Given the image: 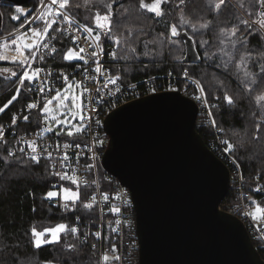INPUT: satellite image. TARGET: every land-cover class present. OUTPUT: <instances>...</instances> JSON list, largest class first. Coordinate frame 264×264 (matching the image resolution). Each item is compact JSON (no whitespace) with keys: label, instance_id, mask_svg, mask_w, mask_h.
I'll use <instances>...</instances> for the list:
<instances>
[{"label":"trees","instance_id":"16d2710c","mask_svg":"<svg viewBox=\"0 0 264 264\" xmlns=\"http://www.w3.org/2000/svg\"><path fill=\"white\" fill-rule=\"evenodd\" d=\"M39 1L30 0L22 6L31 7L33 12ZM145 2L151 3L152 0ZM71 3L73 7L68 9L69 14L89 27H94L93 17L97 11L101 14L106 11L103 3L112 4L113 31L111 37L102 40L103 49L114 48L115 58L113 55L104 57V62L112 73L119 75L123 85L138 83L142 88V81L157 77L163 88L170 84L185 93L183 87L188 76L200 88L203 87L212 122L215 121L214 129L220 131L219 137L224 140L227 149L226 142L233 145L228 150L249 182L245 188L253 193L257 205L264 207V107L256 100L258 95L264 93V73H260L262 61L259 60V53L264 52V32L249 35L241 23L244 19H257L261 7L258 0H226L227 7H222L219 13L209 7L208 0H183V3L181 0H165L162 5L164 15L161 17L140 9V0H103V3L101 0H92L88 7L79 8L74 5H83L84 0H71ZM15 13L14 4L7 0L0 1V35L16 30L24 23L25 16L12 18ZM249 13H252L251 17ZM182 19L190 21L198 29L202 23L210 22V26L193 32L189 24L181 23ZM173 24L178 26L181 34L185 33L191 38L198 55L197 62H183L184 41L181 35L171 37L170 27ZM233 27L241 29L233 39L246 37L248 50L257 59L255 65L249 61L248 68L239 71L236 59L225 67L224 62L228 61V57L224 52H232L234 57H238L246 50L239 44L233 49L227 43H220L224 39L221 30L228 33ZM57 28L53 26V29ZM50 32L56 35L57 51L48 61L55 66L72 68L75 62L63 59L64 53L72 45L61 32ZM117 38L120 40L119 45L114 42ZM4 68L10 71H0V107L16 94V89L20 87L19 77L23 73L21 65L10 60H0V69ZM245 70L254 75L245 79ZM13 71L17 73L16 76L10 74ZM28 89L29 84L25 81L18 98L0 112V126L3 129L12 124L13 115L23 112L26 103L33 98V93ZM225 93L233 98L234 103H227ZM45 127L39 108L28 113L27 121H17L14 125L17 132H32ZM195 129L204 142L213 135L212 126L199 120V115ZM6 134L9 135L8 132ZM53 135L54 132L49 133V136ZM11 150L17 152L9 155ZM18 150L19 146L13 138L0 140V264H99V254L90 246L93 239L83 242L70 231L61 234L59 243L34 247L33 228L43 231L63 223L71 229L76 217L82 220L97 218V211L95 208H84L81 202L75 211L70 212L53 205V200L57 198L47 199L46 193L56 188V179L48 164L42 160L33 162ZM255 180L262 182L261 191L255 190ZM62 186L77 189L80 200L88 193L86 189L69 183H63ZM235 196V192L229 190L223 200L224 205L233 201ZM105 244L108 245L106 240ZM257 251L264 260V251L258 248ZM107 264L114 262L108 261Z\"/></svg>","mask_w":264,"mask_h":264},{"label":"water","instance_id":"95a60500","mask_svg":"<svg viewBox=\"0 0 264 264\" xmlns=\"http://www.w3.org/2000/svg\"><path fill=\"white\" fill-rule=\"evenodd\" d=\"M181 38L183 62H197L191 38ZM197 112L194 100L168 90L102 120L109 138L102 164L130 192L139 264H264L243 223L219 209L229 170L196 131Z\"/></svg>","mask_w":264,"mask_h":264},{"label":"built area","instance_id":"2783aa9c","mask_svg":"<svg viewBox=\"0 0 264 264\" xmlns=\"http://www.w3.org/2000/svg\"><path fill=\"white\" fill-rule=\"evenodd\" d=\"M18 7L24 9L26 13L32 12L31 7L15 6V9ZM41 7V4L38 5L29 20H33L38 15ZM20 17H24V15H20ZM74 20L76 23L71 25V27L63 23L62 19L55 25L62 30L68 29V31L63 32V35L73 47L77 50L78 47H84L86 49L85 55L90 54L93 48L89 47L90 42L84 39L86 34L82 30L79 32L73 30L77 25L84 24L75 18ZM23 25L24 27L20 31L27 34V42L29 43H31V32L29 29L37 27L43 28V23L39 20H35L32 24L25 22ZM53 36L56 39L55 33L49 32V38L44 41L49 43L50 48L52 46L56 48V41L51 39ZM73 36L79 38L77 44H73ZM50 48L44 49L41 47L40 52L44 55V60L41 61L39 59L38 53L36 61L32 64L33 68H40L42 71L40 72L39 80L29 85L33 93V98L26 103L24 111L16 115L17 121L24 120L23 116H28V113L34 110L27 108L28 103L35 102L39 105L38 108L43 107L46 99L51 98L56 89H61L65 86L63 76L67 75L69 82H82L83 86L88 89V92L83 97L85 116V128L83 132L74 136H67L64 133H61L64 134L61 135L55 131H50L49 133L54 132V135L51 137L49 134L44 135L40 129L32 132H17L14 128L15 124L12 123L8 128L3 129V136L0 137V140L4 141L13 138L19 146L18 152L22 153L25 158L31 161H33L30 158L33 153L28 148L27 142L35 140L39 146L36 153L40 157L39 161L42 160L48 164L51 174L56 179L54 183L56 188L61 187L63 183L74 185L71 180L61 179L56 173L67 172L69 176H76L79 179V187L88 191L83 200L79 199L75 204L69 201L67 202V208L64 206L66 202L60 198L53 200L52 204L70 212L75 211L77 204L80 202L83 207L85 203H93L92 208L96 209L97 218L82 220L76 217L72 228L75 227L78 229V232L75 234L83 242H90L89 240L91 238L93 239V242H90V246L92 249L97 250L99 264L105 262L102 259L105 254L110 256V261H113L114 264H139V242L136 235L134 205L130 192L102 164L103 150L107 144V138L103 133L102 120L109 112L121 105L127 104L151 92L162 91L163 85L158 81L157 77H154L142 81V88L139 87L138 83L123 85L120 80L117 81L116 85L109 84L105 87L106 76L119 77L117 73H112L104 62V57L112 56L114 51L112 47L104 48L99 57L101 66L104 69V73L100 75L93 71L96 65L91 58H89V63L86 65L83 61H71L75 62V64L70 69L55 66L52 62L48 61L53 58L54 54L51 53ZM21 67L23 69L26 65ZM85 68L88 69L87 73L84 71ZM49 73L50 75H48ZM85 75L89 79H85ZM185 80L187 83L183 88L185 89V93L198 104L200 120L213 128V135L208 137L205 143L229 170V190H233L236 195L233 201L225 205L222 201L219 209L236 216L245 226L249 237L255 243L254 246L264 251V219L259 217L253 219L251 215V213L255 212L257 202L253 193L245 188V185L249 182L243 177L238 163L225 147L224 140L219 137L220 131L214 129L209 105L202 96L198 84L188 76H186ZM42 81H47L44 87L46 89L50 87L53 91H45V93L41 94L39 88ZM7 132L9 134L8 136L6 134ZM37 133H41V135H37ZM65 144L72 146L65 148ZM76 144H79L80 147L77 148ZM21 149H24V151H21ZM10 152L15 154L17 151L11 150ZM47 152H51L52 155L50 158ZM65 153H67L68 160L62 162V157ZM89 165H92V167H88ZM254 183L256 184L255 190L257 191L259 189L261 191L262 182L255 180ZM74 190L78 191L77 189ZM105 195L108 196L107 200L104 199ZM93 196L95 197V201L91 200ZM113 207L120 208V212L112 213L110 209ZM97 233H99V236L96 235ZM105 240L108 245L105 244ZM113 247L115 251H112ZM115 257H119V259H115Z\"/></svg>","mask_w":264,"mask_h":264},{"label":"snow or ice","instance_id":"6c2138e0","mask_svg":"<svg viewBox=\"0 0 264 264\" xmlns=\"http://www.w3.org/2000/svg\"><path fill=\"white\" fill-rule=\"evenodd\" d=\"M92 0H84V4H75L74 6L79 7H88ZM103 3V0H101ZM165 0H152L151 3H146L145 0H140L139 7L140 9L147 10L149 13L154 14L156 17H161L164 15L163 11V3ZM181 3H183V0H181ZM258 3L260 4L261 8L264 9V0H258ZM41 4V11L38 13V15L33 20H28L27 16L28 14L24 11L22 8H16L15 12L20 15H24L26 18V23L32 24L35 20L42 21L43 28H30L29 31L31 32V43L27 42V34L21 33L16 36L15 39L11 40V45H15V52L16 55H14L11 59L14 63H19L23 67V74L19 77V85L16 89V94L12 96L11 100L8 101L7 104H5L3 107H0V112H3L5 108L8 107L12 103V101L16 100L18 96L20 95L21 88L24 87L25 81L28 82L29 85H31L34 81L39 80L40 72L42 69L40 68H33L32 64L36 61L37 55L39 53V59L42 61L44 60V55L40 52L41 47L44 49H49L50 45L47 42H44L46 39L49 38V32L50 30L59 31L63 34L64 31H68V29H53V25L57 24L61 19L63 23L68 24L70 27L71 25L75 24L76 21L74 18L69 14L68 9L70 7H73V4L71 3V0H50V3L45 4L44 0H40ZM208 5L211 9H213L215 12L219 13L222 9V7H227L226 0H208ZM243 7V4L240 5ZM103 7L106 9V11L101 14V12L97 11L93 17V23L94 27H89L87 25H77L74 31H83L86 35L84 36V39L86 41H89V47L93 48L90 54L85 55L86 49L84 47H78V51L75 48H69L63 55V59L66 61H83V63L86 65L89 63V58L92 59L93 63H95L96 67L93 69L95 73L98 75L104 73V69L101 66L99 57L103 52V40L102 38H108L111 37L112 31H113V11H112V4L110 3H103ZM20 15L13 16V19H19ZM252 13H249V16L251 17ZM182 24H189L192 27L193 32L199 31L201 29H207L210 26V22L202 23L200 25V28H196L195 25H191L190 21L182 19ZM241 23L245 26L244 30L248 32L249 35H253L255 33L264 32V10H261L258 13L257 19H244L241 21ZM258 26V27H256ZM21 27H24L22 24ZM253 29L255 30L253 32ZM241 31L239 27H233L231 30H229L228 33H224L223 30H221V34L224 36V39L220 41L221 44L227 43L230 45L233 49H236L237 44H239L242 48H244L246 51L245 53H241L238 57H234L232 52H224V55L228 57V61L224 62L225 67H227V64L231 62L233 59H236V68L239 71L240 69H247L249 61H252L253 65L256 64L257 59L253 56V53L248 50V40L247 38L243 39H233L234 37H237V34ZM170 34L171 37H179L181 35V32L178 30V26L176 24L171 25L170 27ZM52 40H55V37H51ZM77 36L72 37L73 44H77L78 41ZM264 39V37H262ZM117 45H119L120 40L117 38L114 41ZM206 43V42H205ZM5 51L9 48L8 43H4L3 45H0ZM28 51L29 55H25V51ZM51 53H55L57 49L52 46L50 48ZM132 51H135V49H132ZM223 51V50H222ZM113 58H115V53L112 54ZM7 57L3 54H0V60H5ZM124 59H127V57H124ZM259 60L262 61L260 63V73H264V52L259 53ZM0 71H3L5 73H8L10 70L8 68L0 69ZM85 73L88 72V69H84ZM12 76H16V72L10 73ZM50 75V73L48 74ZM254 74L245 70L244 72V78L248 79L249 77L253 76ZM85 79H89L87 75L84 77ZM65 87L61 89L55 90V95L51 96V98L46 99V101L43 104V107L39 108L40 114L43 117V123L46 125V127L42 130V132L52 131L53 126H56L59 128V131L61 133L66 134L67 136H74L76 134H79L83 132L85 128L84 120V102L83 97L86 92H88V89L83 86L82 82H76L72 81L69 82V78L67 75L63 76ZM119 80V77H112L111 75H108L105 77V84L104 86L107 87L109 84L116 85L117 81ZM255 83V80L252 81ZM47 83V81H42L41 86L39 88V92L41 94L45 93V91L51 92L53 91L52 88H45L44 84ZM79 89V92L76 90ZM31 91V88L28 89ZM99 91V89H97ZM200 91L203 92V87L200 88ZM199 99V97H197ZM225 100L228 104L234 103L233 98L229 96L227 93H225ZM256 100L258 103H261V106L264 107V93L258 95L256 97ZM39 105L35 102H31L27 104V108L29 110L38 108ZM60 113V116H63V119L60 118V116L57 115V113ZM23 119L25 121L28 120V116H23ZM90 119V117H89ZM17 121V117L13 115L12 117V123L15 124ZM73 121H76V123H73ZM215 123V121H213ZM37 135H41V133H37ZM3 136V128L0 126V137ZM228 144V149L231 150L233 148V145L230 142H226ZM28 148L30 149L31 153V159L33 161H39V155H37V149L38 145L36 144V141H29L27 142ZM72 145L65 144V148H70ZM57 147H59L57 145ZM76 147L79 148L80 145L76 144ZM21 151H24V149H21ZM47 151V150H45ZM9 155H13V153H9ZM48 157H51V152H47ZM68 156L67 153L64 154L62 157V162L67 161ZM88 167H92V165H89ZM56 175H59L61 179H69L71 182L79 188L80 181L76 176H69L67 172L63 173H56ZM87 183V182H85ZM259 191V189H257ZM63 196L62 199L66 202L65 207H68L67 202L71 201L72 204H75L79 199V191H73L69 188H63L62 189ZM60 196V192L58 191H48L46 193L47 199H54L56 197ZM104 199L107 200L108 196L105 195ZM92 201H95V197L93 196L91 198ZM85 208H92L93 203L88 202L84 204ZM112 213H119L120 208L113 207L110 209ZM253 219H256L257 217L264 219V208L260 207L259 205L256 206L255 212L251 213ZM79 219V217H77ZM119 223V221H117ZM32 236L34 237L33 245L36 248H41L44 244H51V243H59L60 237L62 233H65L66 231H70L72 233H77L78 229L73 227L71 229L68 228L67 225L61 223L57 224L54 227H48L45 228L43 231H37L36 228H33L32 230ZM99 236V233L96 234ZM45 237H48L45 239ZM70 248L72 246H69ZM95 247V245H93ZM112 251H115V248L113 247ZM103 261L107 262L109 261L110 257L105 254L102 257ZM115 259H119V257H115ZM45 264H51V262H45Z\"/></svg>","mask_w":264,"mask_h":264},{"label":"rangeland","instance_id":"374dc122","mask_svg":"<svg viewBox=\"0 0 264 264\" xmlns=\"http://www.w3.org/2000/svg\"><path fill=\"white\" fill-rule=\"evenodd\" d=\"M44 2H45V4H47V3H50V0H44ZM38 5H40V1H39V4ZM262 10V8L260 7V11ZM34 12V11H33ZM33 12H30V13H27L28 14V16H27V19L29 20L30 19V17L33 15ZM15 14H17V13H15ZM13 16H16V15H13ZM26 22V19H25V21H24V23ZM22 27L20 26L19 28H17L16 30H13V31H10V32H6V33H2L1 35H0V45H3L4 43H8L9 44V48L5 51L2 47H0V54H3V55H5L6 57H7V59H5V60H12L11 58L14 56V55H16V52H15V45H11V40L12 39H15L16 38V36L18 35V34H21V33H23V32H21L20 31V29H21ZM26 39H27V37H26ZM70 48H75V47H73V46H71ZM76 49V48H75ZM77 50V49H76ZM78 51V50H77ZM29 53H28V51L26 50L25 51V55H28ZM23 74V73H22ZM65 86H63L62 88H61V90L64 88ZM77 92H79V89H77L76 90ZM181 92V91H180ZM54 95H55V93H54ZM53 95V96H54ZM57 115L58 116H60V113L58 112L57 113ZM198 115V114H197ZM60 118L61 119H63V116H60ZM199 120H200V115H199ZM73 123H76V121H73ZM44 129V128H43ZM43 129H41V131L43 130ZM53 130L55 131V132H57V134H61V132L59 131V128L58 127H56V126H53ZM49 132L50 131H47V132H42L44 135L45 134H49ZM64 187L63 186H61V187H59V188H55V189H52L51 191H58V192H60V196H58V197H56L57 199L58 198H60V199H62V196H63V192H62V189H63ZM71 190H73V189H71ZM73 191H75V190H73ZM257 206V205H256ZM256 208V207H255ZM262 208H264V207H262ZM109 256V255H108ZM110 257V256H109ZM111 259V258H110ZM110 259H109V261H110Z\"/></svg>","mask_w":264,"mask_h":264},{"label":"bare ground","instance_id":"6f19581e","mask_svg":"<svg viewBox=\"0 0 264 264\" xmlns=\"http://www.w3.org/2000/svg\"><path fill=\"white\" fill-rule=\"evenodd\" d=\"M197 83V82H196ZM199 86V85H198ZM199 89H200V86H199ZM168 90H177V91H180V90H178V89H176V88H174L172 85H167L165 88H163V90L162 91H155V92H151V93H149V94H146V95H144V96H147V95H150V94H152V93H158V92H163V91H168ZM181 93L182 94H184L185 96H187V97H189L186 93H184V92H182L181 91ZM201 94H202V96L204 97V95H203V92H201ZM144 96H140V97H144ZM139 97V98H140ZM190 98V97H189ZM138 99V98H137ZM204 99H205V97H204ZM135 100V99H134ZM193 100V99H192ZM133 101V100H132ZM206 101V100H205ZM195 103H196V101H195ZM197 104V103H196ZM197 107H198V104H197ZM197 114L199 115V107H198V112H197ZM196 118H197V116H196ZM196 121V120H195ZM103 133H104V135L106 136V138H107V144H108V140H109V138H108V135L105 133V131H103ZM107 144H106V146H105V149L103 150L104 152H105V150H106V148H107ZM209 148V147H208ZM104 152H103V154H104ZM214 154V153H213ZM215 155V154H214ZM216 156V155H215ZM217 157V156H216ZM233 157V156H232ZM218 158V157H217ZM219 159V158H218ZM220 160V159H219ZM221 161V160H220ZM222 162V161H221ZM223 163V162H222ZM224 164V163H223ZM225 166V165H224ZM226 167V166H225ZM227 168V167H226ZM258 193V192H257ZM255 247V246H254ZM256 248V250H257V247H255Z\"/></svg>","mask_w":264,"mask_h":264},{"label":"crops","instance_id":"0c3cea01","mask_svg":"<svg viewBox=\"0 0 264 264\" xmlns=\"http://www.w3.org/2000/svg\"><path fill=\"white\" fill-rule=\"evenodd\" d=\"M16 15V14H15ZM24 24V23H23ZM11 61V60H10ZM75 61V60H74ZM52 131H54V130H52Z\"/></svg>","mask_w":264,"mask_h":264},{"label":"flooded vegetation","instance_id":"af4514ba","mask_svg":"<svg viewBox=\"0 0 264 264\" xmlns=\"http://www.w3.org/2000/svg\"><path fill=\"white\" fill-rule=\"evenodd\" d=\"M262 10H264V9H262Z\"/></svg>","mask_w":264,"mask_h":264}]
</instances>
